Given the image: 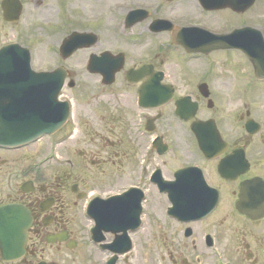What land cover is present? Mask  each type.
I'll list each match as a JSON object with an SVG mask.
<instances>
[{"label": "flooded vegetation", "instance_id": "obj_1", "mask_svg": "<svg viewBox=\"0 0 264 264\" xmlns=\"http://www.w3.org/2000/svg\"><path fill=\"white\" fill-rule=\"evenodd\" d=\"M92 1L0 0V47L32 55L58 6L78 34L72 58L56 45L29 59L68 67L57 100L70 114L53 135L0 147V264H264V78L237 48L172 43L150 26L157 5L134 0L146 19L115 28L110 0L95 13ZM1 71L0 131L33 106L17 69Z\"/></svg>", "mask_w": 264, "mask_h": 264}, {"label": "rangeland", "instance_id": "obj_2", "mask_svg": "<svg viewBox=\"0 0 264 264\" xmlns=\"http://www.w3.org/2000/svg\"><path fill=\"white\" fill-rule=\"evenodd\" d=\"M54 1V0H52ZM114 1H120V0H110L111 3H113ZM146 3L152 4L155 6V2L156 0H144ZM72 3V2H70ZM50 4H52L53 6H55L54 2H51ZM104 4V0H93L90 5V10L92 12H97L99 11L98 9L101 7V5ZM94 5V6H93ZM83 6H84V2L82 3V10H83ZM71 7H67V10H70ZM251 10V11H250ZM249 10V12L244 13L243 15L240 16V21L242 22V24H248L250 26L253 27H257L261 30L264 31V0H257L256 1V5L254 8H251ZM61 11V10H60ZM159 14H167L173 17V20L177 23H200L202 26H215V27H223V25L225 26V28H232L234 26H236L233 22V20H235V18L233 16H231L228 13H224V15L221 14H212V13H206L201 11L200 8H198L197 4H196V0H174L172 1L169 5L165 2H163V0H157V16ZM49 15V17L51 19H54V14H52V11H49L47 14H45V16ZM120 12L113 10V16H114V21H116V19L118 18V16H120ZM62 14H59L58 16V20L56 21V19L49 21V26L57 23L60 24L58 33L54 34V33H46L45 30H40L37 29L35 31V34H37V38H41L36 44V47L34 48V51L36 53L41 54L44 50V48H49L50 46L54 45V42L56 41V38L58 37V35H61V32L63 31L64 28H61V25H65V23H67V28L70 27L71 21L74 22V18L73 17H69L68 21L63 23L62 21ZM56 21V22H55ZM51 24V25H50ZM38 25V23H36V26ZM35 26V27H36ZM40 35V37H39ZM52 58V56H51ZM58 153H59V149H58Z\"/></svg>", "mask_w": 264, "mask_h": 264}, {"label": "water", "instance_id": "obj_3", "mask_svg": "<svg viewBox=\"0 0 264 264\" xmlns=\"http://www.w3.org/2000/svg\"><path fill=\"white\" fill-rule=\"evenodd\" d=\"M202 5L207 8H221L230 6L232 9L237 11H244L246 8H248L254 0H200ZM158 23L165 24L167 27H174L170 23H165L164 21H160ZM174 29V35L173 37H177V34L179 33L180 28L175 27ZM253 33H256L253 30H250L248 28H244L242 30H236L231 33V41L233 44H235L238 47H241L245 53L247 54L248 58L251 60V62L254 65L255 71L257 74H263L264 75V43H262V37L260 33H256L252 35ZM229 40V37H227V41ZM194 43H200L198 41H193ZM62 116H65V111L62 113ZM32 122V120H31ZM34 124H36V119L33 120ZM37 131L36 128L32 130ZM52 131V129L50 130Z\"/></svg>", "mask_w": 264, "mask_h": 264}]
</instances>
